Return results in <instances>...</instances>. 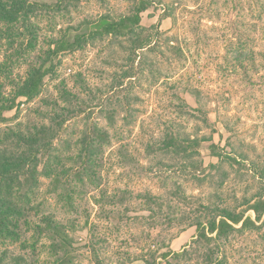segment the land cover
I'll list each match as a JSON object with an SVG mask.
<instances>
[{"label": "rangeland", "instance_id": "1", "mask_svg": "<svg viewBox=\"0 0 264 264\" xmlns=\"http://www.w3.org/2000/svg\"><path fill=\"white\" fill-rule=\"evenodd\" d=\"M139 1L148 5L138 31L143 50L134 53L132 41L105 37L64 51L50 64L41 96L20 99L17 111L4 114V126L14 125L16 113L25 127L46 123L66 85L79 97V117L59 135L57 150L76 151L85 121L106 129L110 143L101 151L95 182L78 183L70 204L41 179L23 243L0 245V252L56 264L49 241L32 229L49 214L72 238L71 264H197L194 256L163 255L192 243L196 228L183 221L198 214L202 202L243 212L255 225L221 243L225 264H264V213L255 220L248 210L264 198V0H77L69 13L46 1L48 8L31 20L33 49L22 24L9 34L0 24L4 96L45 60L54 48L49 44L68 27L102 15L117 20ZM169 137L186 143L187 152L164 145ZM177 188L193 199L188 205L174 200L175 218H151L136 197L175 199Z\"/></svg>", "mask_w": 264, "mask_h": 264}, {"label": "trees", "instance_id": "2", "mask_svg": "<svg viewBox=\"0 0 264 264\" xmlns=\"http://www.w3.org/2000/svg\"><path fill=\"white\" fill-rule=\"evenodd\" d=\"M49 0H0V24L9 27V34L17 24H22L31 36L29 48L36 44V34L31 23L33 14L40 8H48L45 3ZM49 5L54 10L70 12L77 0H54ZM148 5L143 1L136 2L131 13L117 20L102 15L93 21H83L71 26L49 47H54L45 60L37 67H31L25 78L13 84V91L8 98L4 96V86L0 84V245L22 244L27 228L31 226L29 215L35 210L33 202L39 191L41 179L48 180L49 193L56 194L61 200L70 204L72 194L78 183L86 180L95 182L96 170L101 164V151L110 143L109 132L98 123L86 122L83 125L78 146L75 152L69 147L68 155L57 150L55 141L72 120L78 118L77 109L80 107L79 97L73 94L66 85L58 89V99L53 103L51 111L45 117L46 123L23 126L21 121L14 125L4 126L9 119L4 114L18 110L22 99L29 103L42 94L43 79L48 73L51 63L58 54L64 51L78 50L88 40L111 37L132 41V52L143 50L146 46L144 39L139 40L141 14ZM4 126V127H2ZM71 143V141H70ZM196 144V142H194ZM164 145L181 148L187 152L186 143H179L173 137L167 138ZM214 149V146H211ZM72 152V153H71ZM172 197L165 200L150 193H140L136 197L144 202L151 218L165 216L175 218L174 200L180 204H190L193 198H188L180 188L174 189ZM248 210L254 212L256 219L264 213V198L260 197ZM198 214L185 217L187 227L196 228V236L188 248L180 253L169 251L163 257L175 259L194 256L197 264H225L221 256V243L236 230L254 227L250 218H244L243 212L236 213L227 208L214 207L198 202ZM172 219L171 222H173ZM241 227L236 229V226ZM36 238L45 237L49 248L56 258V264H71L73 246L68 231L52 215H42L37 224L32 226ZM35 243L32 245L34 249ZM96 262L97 256L93 252ZM0 264H34L32 258L15 254L8 249L0 252Z\"/></svg>", "mask_w": 264, "mask_h": 264}]
</instances>
